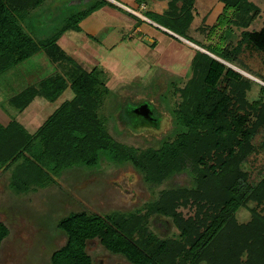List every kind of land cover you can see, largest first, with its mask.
Masks as SVG:
<instances>
[{
    "label": "trees",
    "instance_id": "trees-1",
    "mask_svg": "<svg viewBox=\"0 0 264 264\" xmlns=\"http://www.w3.org/2000/svg\"><path fill=\"white\" fill-rule=\"evenodd\" d=\"M44 1L0 0V77L40 52L56 65L71 62L58 40L66 31L79 32L78 24L84 18L78 17L72 23L71 15L60 31L36 41L24 29L26 14ZM219 1L224 14L217 18L219 23L242 30L233 53L237 55L243 45H248L264 55V27L247 31L257 17L258 7L249 0ZM194 2L166 0L161 12L150 11L153 20L145 17L154 22L162 19L164 24L156 23L188 40L184 34L194 18ZM226 13L231 14L229 19ZM209 49L220 61L194 51L191 77L180 92L182 102L176 112L179 133L175 140L156 150L137 153L110 138L96 115L100 94L95 87L103 82L97 80L100 71L95 68L86 71L74 65L67 76L69 84L64 75L56 73L8 99L9 106L22 113L36 98L55 102L68 85L73 93L32 134L16 119L5 125L0 122V169L13 166L9 185L15 193L54 182L52 175L63 169L92 167L103 160L130 163L154 185L184 171L188 164L195 176V189L163 191L147 208V213L171 218L179 230L178 239L159 240L148 231L143 217L136 214L102 217L71 213L58 223L67 239L52 253L50 264H92L86 253V244L92 240L130 264H264V216L251 210L248 223L238 224L235 220L242 206L264 202V177L251 186L240 169L253 150V137L264 128V87L259 86V100L249 103L247 93L257 84L226 66L237 67L226 50L211 48L219 50L216 54ZM187 206H194L193 217L184 218L177 212ZM8 234V228L0 222V246Z\"/></svg>",
    "mask_w": 264,
    "mask_h": 264
},
{
    "label": "rangeland",
    "instance_id": "rangeland-1",
    "mask_svg": "<svg viewBox=\"0 0 264 264\" xmlns=\"http://www.w3.org/2000/svg\"><path fill=\"white\" fill-rule=\"evenodd\" d=\"M61 1L63 0H46L35 12L41 13L47 6L61 5ZM132 1L122 0L119 3L91 0L86 5L64 7L57 18H54L57 13L53 15L43 12L40 18H34L33 11V15L32 12L26 14L24 29L36 41L48 39L53 33L60 31L64 21L71 15L72 20L74 19L71 20L72 23L78 17L85 19L89 14L105 22L107 26L125 27L120 33L111 30L109 37L112 41L117 36L124 43L133 34L126 26L137 22L142 33H135V37L151 45L154 54L148 57L150 62L147 59L138 62L137 58L127 57L129 49L122 51L117 67L111 68V71L95 61H88L85 65L77 60L74 51L80 50L82 43L92 37L82 29L77 33L66 31L59 38L58 44L71 62L56 65L40 52L0 77V122L5 125L11 119H16L28 133H34L62 102L73 97L70 86L55 102L36 98L22 113L10 107L8 99L56 73L64 75L69 84L67 76L74 71V65L86 71L95 68L97 72L100 71L97 80L103 82L95 87L100 94L96 115L110 138L137 153L159 149L163 143L175 140L179 133L176 112L182 102L180 92L191 77L190 62L193 53L197 50L213 56L208 52L209 48L216 54H219V50H212L213 48L224 49L231 54L235 59L234 65L249 74L230 64H224L257 84L251 87L246 99L249 103L259 100V86L264 87V55L248 45H243L237 55L233 53L241 40L242 30L219 23L217 18L224 15L223 5L219 0H195L194 18L184 34L191 42L164 31L165 28L156 23L164 24L162 19L152 21L154 16L150 11L161 12V8L166 6V0H144V4ZM249 1L258 7L259 12L247 31H259L264 27V0ZM225 16L229 19L231 14L226 13ZM42 25L46 28L41 29ZM131 52L133 54V50ZM141 57L144 58L143 55ZM213 58L220 61L217 57ZM138 106H146L149 112L153 110L157 123L149 124L141 118L136 121L131 110ZM245 117L253 121L251 116ZM251 144L253 150L240 164V169L246 174V183L255 186L264 177V128L257 132ZM12 169L13 166L0 169V222L9 231L0 246V264H50L52 253L63 247L67 239L59 230L58 223L71 213L85 212L102 217L112 213L136 214L143 217L148 231L159 240L178 239L179 230L173 220L147 213V208L149 204L158 201L163 191L196 188L190 164L184 171L154 185L148 183L144 173L130 163L117 164L103 160L92 167L72 166L63 169L52 175L54 182L33 187L26 193H15L9 185ZM251 210L264 216V202L259 205L249 202L242 206L235 213L236 222L246 224L251 221ZM177 212L188 218L193 217L196 210L194 206H187L178 208ZM86 253L92 264H130L124 257L108 252L98 240L87 242Z\"/></svg>",
    "mask_w": 264,
    "mask_h": 264
},
{
    "label": "crops",
    "instance_id": "crops-1",
    "mask_svg": "<svg viewBox=\"0 0 264 264\" xmlns=\"http://www.w3.org/2000/svg\"><path fill=\"white\" fill-rule=\"evenodd\" d=\"M66 1H68V4L66 3ZM90 1L91 0H63V1H61V2H63V4H61V5L58 4V5H54V6H47L46 9H44L41 13L33 11L35 15H33V12H32V15L34 18H38V17L40 18V17H42L41 14L43 12L44 13H51L53 15L57 13V15H55V17H54V18H57L58 15H60L62 13V11L64 10V7H72L74 5H86ZM109 1L121 3L122 0H117V1L109 0ZM124 1H127V0H124ZM133 4L135 5V3H133ZM124 7H126V5ZM51 14H49V15H51ZM106 14L109 15L108 13H106ZM53 15H51V16H53ZM109 16L111 17V15H109ZM132 18H134V17H132ZM116 19H119V18H116ZM134 19L137 20L136 18H134ZM79 26H80V29H82L85 32V34H87L88 36L90 35V37H92V39L86 38L87 40H86V42L82 43V45L79 48L80 50L74 51V54L80 63L87 65L88 61L89 62L95 61V62L99 63L100 65L102 64L104 67H106L108 70L111 71L112 70L111 68L117 67V65H118L117 63L120 59L119 58L120 53L122 51L125 52L128 49H129V52L127 54V57H129L130 59L137 58V59H139L138 62L145 61L144 59H147L146 60L147 62L151 61V59L148 58L150 55L154 54V51L152 50L151 45H149L148 43H143L142 41L137 39V37H135V33L136 34L142 33L140 27L137 25V22H135L134 24L132 23V24L126 26L127 29H131V31H133V34L128 36L129 40H127V43H124L122 41V39L117 38V36L112 41L109 39V37L111 35V30H113V31L117 30L118 33H120V31L124 30L125 27H121L119 25H115V27L107 26V24L105 22L98 20L97 18L94 17V15H88L83 21L80 22ZM41 27H42L41 29L46 28L43 25ZM166 32L171 33L168 30ZM77 39L79 40L81 38H77ZM91 40H94L96 43L91 41ZM183 40H185V39H183ZM90 41L93 43H91ZM59 47H60V45H59ZM61 50H62V48H61ZM131 50H133V54H132ZM142 55L144 58L141 57ZM114 58H116V59H114ZM126 59H128V58H126ZM93 66H95V64H93ZM34 85H36V83ZM69 100L70 99H68L66 101H69Z\"/></svg>",
    "mask_w": 264,
    "mask_h": 264
},
{
    "label": "flooded vegetation",
    "instance_id": "flooded-vegetation-1",
    "mask_svg": "<svg viewBox=\"0 0 264 264\" xmlns=\"http://www.w3.org/2000/svg\"><path fill=\"white\" fill-rule=\"evenodd\" d=\"M139 107V108H138ZM134 109L131 110V113L134 114V119H136V121L141 118V120H144L145 122L147 121L149 124H155L157 123V118L154 117V111H150L148 110V108H141L140 106H138ZM138 108V109H137ZM140 121V119H139Z\"/></svg>",
    "mask_w": 264,
    "mask_h": 264
},
{
    "label": "water",
    "instance_id": "water-1",
    "mask_svg": "<svg viewBox=\"0 0 264 264\" xmlns=\"http://www.w3.org/2000/svg\"><path fill=\"white\" fill-rule=\"evenodd\" d=\"M164 31H167V30H165V29H163ZM171 35H173V36H175L176 38H179V39H181V40H183L182 38H180V37H178V36H176L175 34H173V33H170ZM204 53V52H203ZM206 54V53H205ZM211 57H213V56H211ZM255 81V80H254ZM141 108H146V106H142Z\"/></svg>",
    "mask_w": 264,
    "mask_h": 264
},
{
    "label": "built area",
    "instance_id": "built-area-1",
    "mask_svg": "<svg viewBox=\"0 0 264 264\" xmlns=\"http://www.w3.org/2000/svg\"><path fill=\"white\" fill-rule=\"evenodd\" d=\"M143 6V8H144V5H142Z\"/></svg>",
    "mask_w": 264,
    "mask_h": 264
}]
</instances>
